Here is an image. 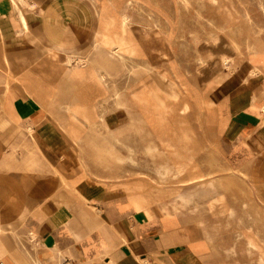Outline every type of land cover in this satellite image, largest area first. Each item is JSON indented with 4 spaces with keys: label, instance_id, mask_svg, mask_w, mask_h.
<instances>
[{
    "label": "crops",
    "instance_id": "obj_1",
    "mask_svg": "<svg viewBox=\"0 0 264 264\" xmlns=\"http://www.w3.org/2000/svg\"><path fill=\"white\" fill-rule=\"evenodd\" d=\"M120 5L0 0V264H221L202 229L170 210L169 187L126 174L137 171V126L115 109L165 99L123 84L122 61L165 55L104 44ZM258 67L257 98L238 111L232 98L213 106L226 124L223 135L211 128L226 164L234 146L249 154L237 168L264 157Z\"/></svg>",
    "mask_w": 264,
    "mask_h": 264
},
{
    "label": "rangeland",
    "instance_id": "obj_2",
    "mask_svg": "<svg viewBox=\"0 0 264 264\" xmlns=\"http://www.w3.org/2000/svg\"><path fill=\"white\" fill-rule=\"evenodd\" d=\"M120 9L119 28L104 44L129 55H165L122 61L123 84L163 90L154 95L165 99L115 109L137 126V171L126 174L149 177L155 191L169 187L170 210L202 229L219 263L264 264V157L237 168L249 154L234 146L228 167L211 129L226 132L221 108L214 117L217 100L232 98L238 111L257 98L264 0H121ZM147 39L153 47L142 44Z\"/></svg>",
    "mask_w": 264,
    "mask_h": 264
},
{
    "label": "bare ground",
    "instance_id": "obj_3",
    "mask_svg": "<svg viewBox=\"0 0 264 264\" xmlns=\"http://www.w3.org/2000/svg\"><path fill=\"white\" fill-rule=\"evenodd\" d=\"M124 23H125V22H124ZM121 24H122V23H121ZM120 27H121V26H120ZM122 27H123V25H122ZM120 44H121V43H120ZM125 44H126V42H125ZM107 45H109V44H107ZM123 45H124V44H123ZM123 45H122V46H123ZM125 47H126V46H125ZM125 47H124V48H125ZM120 51H121V50H120ZM122 51H124V50H122ZM254 71H255V70H254Z\"/></svg>",
    "mask_w": 264,
    "mask_h": 264
}]
</instances>
